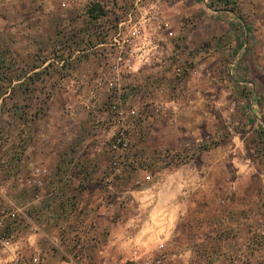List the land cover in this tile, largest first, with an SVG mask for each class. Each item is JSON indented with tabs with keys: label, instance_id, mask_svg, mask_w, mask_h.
Returning <instances> with one entry per match:
<instances>
[{
	"label": "rangeland",
	"instance_id": "rangeland-1",
	"mask_svg": "<svg viewBox=\"0 0 264 264\" xmlns=\"http://www.w3.org/2000/svg\"><path fill=\"white\" fill-rule=\"evenodd\" d=\"M54 127H77L57 137L63 152L101 153L93 183L102 196L114 190V220L46 224L34 243L15 237L28 255L264 264V0H0V211L17 210L20 230L25 199L51 200L58 182L86 184L87 171L57 177L26 160ZM121 129L130 148L107 181ZM169 197L173 208L154 224L132 221L148 215L133 205Z\"/></svg>",
	"mask_w": 264,
	"mask_h": 264
},
{
	"label": "crops",
	"instance_id": "crops-1",
	"mask_svg": "<svg viewBox=\"0 0 264 264\" xmlns=\"http://www.w3.org/2000/svg\"><path fill=\"white\" fill-rule=\"evenodd\" d=\"M90 90L93 89L94 87L89 85ZM94 90V89H93ZM56 127V124H55ZM54 127V131L56 132L57 136L52 133L51 138H46L43 136L42 138L38 139L37 146H38V152H34L33 154H29L26 156L27 161H37L41 165L48 166L50 169H53L52 173L57 174L62 173V174H69L72 176H78L81 175L82 171H87L86 172V184L84 188H79L76 184H72L70 187H64L62 182H58L53 188H49L53 191L55 196L52 197L51 200H43L42 202H38L39 200L33 199V197L24 200V207H23V214H22V228L21 230L17 228L16 226L11 227V232L14 234L15 237L21 236V240L29 241L31 243H34L36 237L39 239V235H41L40 232L43 233L44 226L46 224H51L54 226L57 225H64L68 223H79V224H87V225H92L96 227V221H100L98 217H101V220L104 221L107 224L111 223L110 218L112 219L113 222V216L111 211L116 209V206L114 203H110L108 196L110 193L113 194L114 190L108 189L105 195L102 196L101 190H98V184L99 183H93L94 179L97 178V176L100 175V171L103 168L102 162L103 158L100 156L101 153H96L93 151V147L88 150L86 154L79 155L78 153H65L63 152V145L61 143V140H59L60 135H66L68 133L71 134V131L73 128H66V131L64 134H61L58 132L60 128ZM74 131L77 130V127H74ZM77 133V132H76ZM50 135V134H49ZM99 137V136H98ZM104 137V138H103ZM105 137L101 135V138H98V143L101 145L102 143L105 142ZM103 139V140H102ZM76 143V142H75ZM88 145H91V142H87ZM91 146H98L96 141L93 139L92 140V145ZM79 160H87V161H92L95 162L96 160V165H93V167L90 166H78L75 164V162ZM98 163V164H97ZM51 171V170H50ZM103 171V170H102ZM26 174H30V171H25ZM51 173V174H52ZM83 175V174H82ZM94 178V179H93ZM13 177L9 181L12 183V185L8 188V192H15L16 187H14V181ZM122 193H126V189L121 187ZM50 192V191H49ZM132 193L136 198H139L140 191L137 189H132L128 190L127 193ZM51 193V192H50ZM52 193V195H54ZM119 193V191L117 192ZM28 196V194L25 193V197ZM119 196L117 195L116 200L118 202L121 201L119 200ZM35 200L34 202L32 201ZM42 199V196L41 198ZM4 202V199L2 198L0 194V203ZM48 204H47V203ZM173 200L171 197H169V200L167 202H163V204H154L152 206V202H147V203H141L139 206L138 204L133 205V208L138 209L139 211H142V208H147L148 209V215H145V213H137V215L132 218V221L135 222H142L144 224H154L155 221L153 220V215H161L163 216L165 214V210L168 207L174 206L172 203ZM77 208L83 209L81 212L80 210L77 211ZM81 213V214H79ZM125 211H122V213L118 214V217H124L125 215L123 214ZM36 215V216H34ZM106 220V221H105ZM119 223L120 221H116ZM103 223V222H102ZM25 224L32 225L34 228L33 233L29 231L25 232L28 229H23V226ZM90 226V227H92ZM43 227V229H42ZM24 233V234H23ZM154 236V237H153ZM151 236V240H155L156 235ZM159 236V235H158ZM139 238V237H138ZM167 238V236H166ZM136 239V238H135ZM18 242V240H17ZM38 248V246H36ZM35 247V248H36ZM39 249V248H38ZM35 254V253H34ZM92 254V253H91ZM31 255V254H30ZM7 254H2L0 253V261H6ZM59 262V261H58ZM55 262V263H58Z\"/></svg>",
	"mask_w": 264,
	"mask_h": 264
},
{
	"label": "built area",
	"instance_id": "built-area-1",
	"mask_svg": "<svg viewBox=\"0 0 264 264\" xmlns=\"http://www.w3.org/2000/svg\"><path fill=\"white\" fill-rule=\"evenodd\" d=\"M130 148V140L125 129H121L110 143L111 170L107 181H111L120 172L122 155ZM18 211L12 207L4 206L0 211V253L7 254L4 264H89L88 258L77 251L75 258L69 262L49 263L40 254L28 255L16 241L11 227L19 220Z\"/></svg>",
	"mask_w": 264,
	"mask_h": 264
},
{
	"label": "trees",
	"instance_id": "trees-1",
	"mask_svg": "<svg viewBox=\"0 0 264 264\" xmlns=\"http://www.w3.org/2000/svg\"><path fill=\"white\" fill-rule=\"evenodd\" d=\"M99 7V6H98ZM99 15V14H98ZM98 15H95L94 17H98Z\"/></svg>",
	"mask_w": 264,
	"mask_h": 264
}]
</instances>
